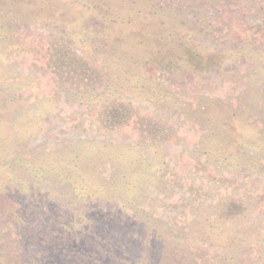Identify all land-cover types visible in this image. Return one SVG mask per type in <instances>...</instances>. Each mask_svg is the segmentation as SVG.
Here are the masks:
<instances>
[{
    "label": "rangeland",
    "instance_id": "1",
    "mask_svg": "<svg viewBox=\"0 0 264 264\" xmlns=\"http://www.w3.org/2000/svg\"><path fill=\"white\" fill-rule=\"evenodd\" d=\"M19 1L0 0V116L38 127L0 147V264H263L264 0ZM87 147L107 184L122 154L162 167L113 200L21 164ZM225 203L242 212L217 228Z\"/></svg>",
    "mask_w": 264,
    "mask_h": 264
},
{
    "label": "trees",
    "instance_id": "2",
    "mask_svg": "<svg viewBox=\"0 0 264 264\" xmlns=\"http://www.w3.org/2000/svg\"><path fill=\"white\" fill-rule=\"evenodd\" d=\"M30 4V0H23L22 2H18V5H20L22 8H24L25 12H28L29 9L28 6ZM120 16L117 17L119 19ZM140 32H143L142 30ZM139 32V34H140ZM0 33H5V30H3L0 27ZM189 38V36H188ZM195 55L189 56L188 54H184V61L185 65L187 66L186 69H194L198 71L199 73L203 74L205 77H207L210 69H215L216 66L213 64V61L215 60L216 53L212 51H194ZM183 52H180V54ZM1 57V56H0ZM6 57V56H4ZM170 65L171 67L181 68L180 66H174L175 63L171 60ZM4 63L2 60L0 61V65H3ZM132 79H127L124 81H130ZM131 83H133L131 81ZM6 102L3 103L5 105ZM29 113H22V112H16L15 113V119L16 121L19 120V118L23 116H29V115H37L36 110H30ZM35 112V113H34ZM4 115L2 114L0 116V147L4 148L5 154L4 156H7L10 158V155L12 157L19 156L17 148L21 145V141H27L28 137L32 134L36 133L37 127H38V119L34 120L33 124L30 127L24 128L23 126H16L12 125L13 123L7 121L4 119ZM37 118V117H36ZM35 119V117H34ZM19 122V121H18ZM7 123V125H5ZM21 127V128H20ZM23 128V129H22ZM18 131L17 134H14L17 138L15 139L16 143H10L6 141L3 137L5 133H9L11 131ZM3 134V135H1ZM19 145V146H18ZM78 146L76 148H82V145L77 144ZM87 151H77L72 150L70 153H51L46 157H38L36 159L29 158L27 160H24V162H21V164L26 165L31 171L35 172H41L46 174H55L58 176H61L63 180L69 181L73 186V192L77 198H88V197H101V194H104L106 196H112V199H118L120 197L126 196L127 199L131 198L130 195L133 196V193L136 191V189L139 188L140 184L144 181H148V179L153 177L155 174L156 168L162 167L160 166L161 163L158 162L157 158L154 159V162H152L151 166H137V169L132 172V175H129L128 173L131 171L129 168L132 163L131 160H129L126 156L123 154L120 155L121 161L125 162L126 166L124 173L125 181H123L121 184H107L103 180H99L91 170L90 166H88L86 163L87 161L91 165V161L88 159H93V155L95 151H98V148L93 147H87ZM135 152H137V149L133 148ZM100 151V150H99ZM86 154H89L86 156ZM117 158V156H115ZM97 159V158H95ZM16 160H18V157H16ZM130 163V164H128ZM102 165H108L106 163H103ZM158 165V166H157ZM126 171V172H125ZM93 172V173H92ZM40 174V173H39ZM38 174V175H39ZM115 185V186H114ZM106 191V192H105ZM105 192V193H104ZM108 193V194H107ZM122 200V199H121ZM232 204H223L221 206V210L219 211L216 226L223 227L222 225L225 224L228 220L231 219L233 216L239 215L242 211L241 209H237L236 205L234 208L231 206ZM241 211V212H240ZM230 238H226V241L230 243ZM255 264H261V262H256ZM264 264V262H263Z\"/></svg>",
    "mask_w": 264,
    "mask_h": 264
}]
</instances>
